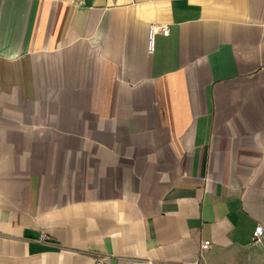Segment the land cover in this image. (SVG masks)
I'll list each match as a JSON object with an SVG mask.
<instances>
[{
  "label": "crops",
  "instance_id": "obj_1",
  "mask_svg": "<svg viewBox=\"0 0 264 264\" xmlns=\"http://www.w3.org/2000/svg\"><path fill=\"white\" fill-rule=\"evenodd\" d=\"M259 226L264 0H0V264H264Z\"/></svg>",
  "mask_w": 264,
  "mask_h": 264
},
{
  "label": "built area",
  "instance_id": "obj_2",
  "mask_svg": "<svg viewBox=\"0 0 264 264\" xmlns=\"http://www.w3.org/2000/svg\"><path fill=\"white\" fill-rule=\"evenodd\" d=\"M169 27L166 25H160L156 23H152L149 26V38H148V52L150 54H153L155 52V38L158 34H162L163 36L169 35ZM263 236H264V228L263 226H259L256 231L254 232L253 240L255 243L259 244L263 242ZM47 236L42 235L41 241H47ZM211 247V242L206 241L202 243V249L207 250ZM95 264H102V261H96Z\"/></svg>",
  "mask_w": 264,
  "mask_h": 264
}]
</instances>
